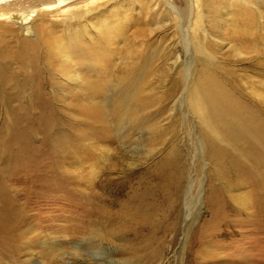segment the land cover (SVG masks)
Returning a JSON list of instances; mask_svg holds the SVG:
<instances>
[{
	"label": "rangeland",
	"instance_id": "rangeland-1",
	"mask_svg": "<svg viewBox=\"0 0 264 264\" xmlns=\"http://www.w3.org/2000/svg\"><path fill=\"white\" fill-rule=\"evenodd\" d=\"M121 1L82 20L81 39L54 35L65 47L81 43L73 58L48 61L44 34L0 31V264H264L253 181L264 162L247 154L264 144L219 130L220 120L264 125V0H202L206 34H188V20L180 26L155 0H135L127 13L113 6ZM170 1L187 14V0ZM99 17L117 25L91 57L81 48L103 35ZM68 68L106 72L85 85L95 100ZM140 191L154 204L152 232L129 218ZM99 209L123 217L121 226L106 227ZM78 242L101 251L75 255Z\"/></svg>",
	"mask_w": 264,
	"mask_h": 264
},
{
	"label": "bare ground",
	"instance_id": "bare-ground-1",
	"mask_svg": "<svg viewBox=\"0 0 264 264\" xmlns=\"http://www.w3.org/2000/svg\"><path fill=\"white\" fill-rule=\"evenodd\" d=\"M98 1L99 0H0V31L4 32V33H8L10 31L11 32L13 31L12 33H15L16 31L17 32L21 31V32L25 33L27 36H30L35 40H37L36 34H38V33L44 34L45 39H46L45 41L47 42V51L50 53V56L47 57L48 61L52 62L55 60H59V59H61L60 56H65V57L67 56V57L73 58L76 55V51L78 49H80L81 43L80 42L76 43V45L78 47L76 45L74 46V44L72 45L71 43L68 45V47H65L64 44H62V42L60 40H58V38L55 37L54 35H56V34H75L76 35L75 38L81 39L80 34H83L82 33L83 30H81V29L77 30V25L80 24V22L86 18L98 17L101 13L103 14L104 11L106 10L105 5L109 4L108 0L105 1L104 3H101V4H98ZM110 1L117 3V0H110ZM187 1L189 2L187 14H186V11H181V9L178 8L170 0H155V4H156V6L160 5V3L164 4L165 12L167 13V15L170 18L172 17L174 19L176 16H178L179 21H180V26L182 25V23L184 21L188 20L187 21V31H186L188 34H192L191 31L194 34H200V33L206 34L205 33V20L203 19L204 17H203V9H202V0H187ZM249 1L250 0H247V2H249ZM106 2H108V3H106ZM136 3H138V2H136ZM94 4L96 6L91 7V5H94ZM134 4H135V0H126V1L122 0L120 3L114 4L113 6H116L118 8L123 7L127 13L128 11L131 10V8L134 6ZM153 4H152V6H153ZM152 6H151V8H152ZM151 8L148 7L147 11L149 12V9H151ZM158 8H159V6L155 10H157ZM58 14L63 15L59 25L53 23V18L56 15L58 16ZM185 15H187V16H185ZM102 18L103 17H99L96 21H97V24L100 26L99 32L101 34L103 33V35H101L100 38L98 36V38L94 42H92V43L88 42L87 45H85L83 48H81V49H83L84 53L89 54L91 57H96L98 55L100 56L103 53L102 49L104 50L106 47H108V44H107V41L109 40L108 37L110 36L111 33L114 32V27L117 25V23H116L117 20H116L114 22H111L109 24V26L103 27L104 24H102V21H103V20H101ZM85 23H86V21H85ZM63 27H66V29H64ZM110 29L113 31L111 32ZM82 37H84V36H82ZM196 44H197L196 45L197 49L202 48V40L197 39ZM67 48L70 51H72L71 55H69V53L67 52L68 51ZM24 51L25 50H23V49L20 50L18 55L20 57H24V55L26 56V53ZM92 55H94V56H92ZM84 59H85L84 61H86V58H84ZM25 62H26V60L24 59L22 63L25 64ZM28 63L30 64V66L36 65V63L33 59L29 60ZM49 70H51V69H49ZM54 70L58 74L65 73V72H62V71H65V68L62 65L55 66ZM69 70H70L69 73L71 76L72 75L73 76H79L80 75V73H78V72L77 73L73 72L72 71L73 68H72V70H71V68L70 69L68 68L67 71H69ZM84 71H86V70L84 69ZM99 71L100 72H98V74L92 73L93 75L91 78H88L85 76H83V77L79 76L84 81V85H83L84 87L81 86V84L78 87L81 86L82 94L89 96L91 98V100H95V96H94L95 92L92 89L85 91L84 88L89 87L90 82H92L93 80H95V81L99 80V78L97 76H101V74L106 73L102 69ZM51 73H53V72L51 71ZM54 74H55V72H54ZM34 77L32 76V82H34V80H36V78H37V77L36 78H34ZM68 79H70V78H68ZM61 80L63 81L62 78H61ZM64 81H66V80L64 79ZM29 82H31V80L25 79L23 85L16 83L14 86H16L19 89H24V87L27 86V84ZM60 83H61V81H60ZM70 83L75 86V83H77V82H74L71 79ZM85 85H86V87H85ZM33 86L37 87L38 85L36 83H31V85L29 86L28 89L32 88ZM65 87H67V86L65 85ZM82 94H78V95L83 96ZM40 95L43 96L44 94H42V92H41ZM30 100L33 101V99H30ZM208 108L209 109H207V110L201 109L200 112H203L202 114H204L206 112L212 114V111L210 110L211 107L208 106ZM16 114H18V112ZM260 118H262V117H260ZM238 122H236V121L233 122L232 120H230L229 122L220 120V126L218 123L219 130L221 129V133H223V134L225 132L226 133L230 132V135H232V136L234 135L236 138H239L236 140L239 142L241 141L240 143L245 144V145H247L250 141L251 142H250L249 146H252L254 143L255 144L257 143L256 144L257 146L260 143L264 144V125L263 124L258 126V127H255V125L251 122H245L243 124L241 123L242 125ZM231 123H233V124H231ZM203 125H204L203 127L206 131H208V129H209L211 132H213V134H217V133H215V131L212 130L211 125L209 123H205ZM238 126H239V128H238ZM29 135H30V132L28 134H25V136L23 137V140H28V138L30 137ZM214 138L217 140L216 137H213V139ZM14 140L19 141L20 140L19 136H16ZM211 141H213V140H211ZM20 142L21 141H19V143ZM21 143L23 144V142H21ZM209 147L212 148L214 153L220 154V148L218 147V145L216 146V144H214V142H210L208 144V148ZM23 152H25V150ZM73 152H74V150H73ZM31 153L32 152H28L25 154L26 159L31 156ZM247 154L251 155V158L254 159V161L256 160V164H258V166L262 165V168H263L262 162H264V152H259L257 154L256 153L251 154L250 152H248ZM215 155H217V154H215ZM241 156H243V155L241 154ZM240 161H244V160H240ZM116 166H117V164L112 162V163H110V166H108V168L116 169L115 168ZM254 167H255V165H254ZM247 169H246V173H247ZM262 170H263L262 171L263 173L258 175V177H257V179H259V180L253 179V181L257 182V184H256L257 187H256V192H255L256 195L259 196L258 197L259 202L257 203V207L258 208H259V206L262 207V208H260L261 210H258V211L261 213L262 217L264 218V198H263V196H264V168ZM250 171L251 170L249 169V172ZM243 177H244V175H243ZM146 188H145V190H146ZM145 192L141 193V191H140L139 194H136L138 196V202L134 205H133L134 202L131 204V206L133 205V207L130 208L129 218L133 214L134 216L131 217V219L135 220V224L137 226H138V224H145L147 226V229L151 230V232H152L153 228H155L154 227L155 225L152 224V210L155 208H154V204L151 203V199H148L149 198L148 192H146V193ZM134 200H136V199H134ZM123 204H124V202H123ZM125 205H122V206L127 207V205L126 206ZM0 212H2V211H0ZM98 213L105 220L104 222L106 224L105 225L106 227L113 228V226H115L117 228L118 226H121L120 220H122L123 217H120L119 214L114 215V214H112V211L110 213V212L105 211L103 209H99ZM98 231L100 232V230H98ZM111 231L112 230L107 228V233H110ZM101 235H102V233H101ZM86 243L88 244V242H86ZM84 246H85L84 242L73 243V247H75V249L72 251V253L75 255L84 256V253L86 255H89L90 254L89 252H91L92 254L93 253L98 254L101 251V249H98V250L86 249V248H83Z\"/></svg>",
	"mask_w": 264,
	"mask_h": 264
}]
</instances>
